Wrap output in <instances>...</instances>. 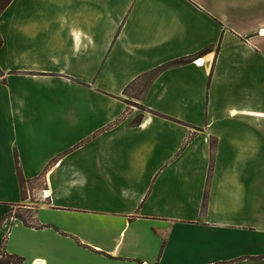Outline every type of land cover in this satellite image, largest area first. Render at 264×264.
<instances>
[{
  "label": "crops",
  "instance_id": "crops-1",
  "mask_svg": "<svg viewBox=\"0 0 264 264\" xmlns=\"http://www.w3.org/2000/svg\"><path fill=\"white\" fill-rule=\"evenodd\" d=\"M0 24L19 61L0 65V253L264 264L262 168L245 159L264 136V0H13ZM90 101L99 117L79 136L57 132L81 125L56 126L51 111ZM131 102L152 113L121 120Z\"/></svg>",
  "mask_w": 264,
  "mask_h": 264
},
{
  "label": "rangeland",
  "instance_id": "rangeland-1",
  "mask_svg": "<svg viewBox=\"0 0 264 264\" xmlns=\"http://www.w3.org/2000/svg\"><path fill=\"white\" fill-rule=\"evenodd\" d=\"M0 37L4 40H6V45L5 47H2L0 49V65L4 66L5 68H11V71H16L17 67L19 66V61H17V56H16V44H14V39L16 37V32L13 29L8 28V25H3L0 24ZM32 30L31 32L27 33V36L30 38L32 36ZM17 61V62H16ZM1 68V67H0ZM145 87V84L143 82H141L137 87H135L134 89H138V92L140 94H142L141 92L143 91V88ZM264 100V98H263ZM37 101L38 102H42L43 101V97L38 95L37 96ZM89 105L91 106L92 103L91 101L87 104H83V108L78 107V108H72V109H67L65 107V109H59V110H53L50 112L49 117L50 120L53 119V123L57 124L56 126H64L68 127V123H73V124H77V126L81 125V129H79L78 131L76 130H72L71 132L69 130H63V131H58V133H64V134H70L69 136H79L81 134L82 131V126H85L82 121L84 120V118H88L90 117V113L95 116V117H99V113H95L93 110L90 109ZM130 106H128L127 111L124 113V116L121 118V120H127L129 118H132L134 116H136V120H135V124L141 122L143 115L146 114H151L152 111L148 110L147 108H145L144 106H142L139 103H134L131 102L129 103ZM98 109H100L99 104H96V106ZM104 113H111V112H115L113 107L108 105L107 103H105V101L102 102V109H101ZM3 115H1L0 112V120L3 119ZM41 120L45 119L46 113L42 112L40 113V115L38 116ZM221 117V116H220ZM66 118H68V120H66ZM66 120V121H65ZM55 126V127H56ZM77 133V134H74ZM48 132H46V128L45 125H43L42 123L38 124V135L39 136H47ZM171 136H174V133H170ZM169 132L162 133L160 134V136H170ZM68 136V135H67ZM237 138H242L245 139L246 136H236ZM246 142V141H245ZM255 145L256 149H257V155L256 157H246V163L249 164V169L254 168L257 169L259 171V168H262V173L258 175H256L257 177V197L259 196V193H263V198H264V136H262L261 138H257L255 142H251ZM217 141L216 139H211V150L214 149V147L216 146ZM193 163H195V161H192ZM211 162H214L213 159V155L211 156ZM198 163H201V160L199 158ZM254 165V167H252V164ZM246 169V176H253V173L251 170ZM259 180H261V182L263 181V186L262 189H260L259 187ZM254 188L250 186V184L248 185L246 191L247 193V200L251 199H260V198H255L254 196H252V190ZM264 201L262 202V209L264 211ZM260 208V207H259ZM17 214L25 221V223L27 224H33L34 223V211L33 210H18Z\"/></svg>",
  "mask_w": 264,
  "mask_h": 264
},
{
  "label": "trees",
  "instance_id": "trees-1",
  "mask_svg": "<svg viewBox=\"0 0 264 264\" xmlns=\"http://www.w3.org/2000/svg\"><path fill=\"white\" fill-rule=\"evenodd\" d=\"M12 1L13 0H0V17L4 13L6 8L11 4ZM2 45H3V40L0 37V48L2 47ZM182 63H183V61H176V62L170 64V67L178 66ZM3 77H4V74L0 69V79H3ZM18 176L20 178L21 183H23L24 181L21 177L20 171H18ZM22 261H23V259L18 257V256L8 255V254H5L4 252L0 253V264H21Z\"/></svg>",
  "mask_w": 264,
  "mask_h": 264
},
{
  "label": "built area",
  "instance_id": "built-area-1",
  "mask_svg": "<svg viewBox=\"0 0 264 264\" xmlns=\"http://www.w3.org/2000/svg\"><path fill=\"white\" fill-rule=\"evenodd\" d=\"M198 61H201V60H197V61H195L194 63H195L196 65H198ZM48 196H49V195H46V191L43 192V199H44V200L47 199Z\"/></svg>",
  "mask_w": 264,
  "mask_h": 264
},
{
  "label": "snow or ice",
  "instance_id": "snow-or-ice-1",
  "mask_svg": "<svg viewBox=\"0 0 264 264\" xmlns=\"http://www.w3.org/2000/svg\"><path fill=\"white\" fill-rule=\"evenodd\" d=\"M198 63H199V61H198Z\"/></svg>",
  "mask_w": 264,
  "mask_h": 264
}]
</instances>
